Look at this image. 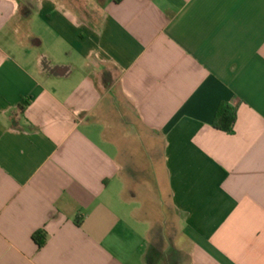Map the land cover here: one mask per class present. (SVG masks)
<instances>
[{"label": "crops", "instance_id": "1", "mask_svg": "<svg viewBox=\"0 0 264 264\" xmlns=\"http://www.w3.org/2000/svg\"><path fill=\"white\" fill-rule=\"evenodd\" d=\"M0 264H264V0H0Z\"/></svg>", "mask_w": 264, "mask_h": 264}, {"label": "trees", "instance_id": "2", "mask_svg": "<svg viewBox=\"0 0 264 264\" xmlns=\"http://www.w3.org/2000/svg\"><path fill=\"white\" fill-rule=\"evenodd\" d=\"M28 105V102L26 100L22 103V109L23 107H26ZM236 120V110L229 105L222 104L216 114V118L213 126L214 128L224 131L227 133H233L234 132V125ZM34 240L39 244V246L43 245L46 236L43 232H39L36 235H34Z\"/></svg>", "mask_w": 264, "mask_h": 264}]
</instances>
